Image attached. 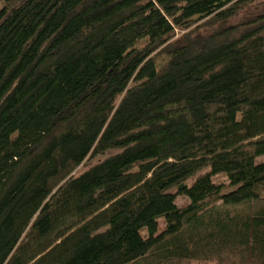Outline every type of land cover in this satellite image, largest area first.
Instances as JSON below:
<instances>
[{
    "label": "trees",
    "instance_id": "trees-1",
    "mask_svg": "<svg viewBox=\"0 0 264 264\" xmlns=\"http://www.w3.org/2000/svg\"><path fill=\"white\" fill-rule=\"evenodd\" d=\"M258 5L0 0V264H264Z\"/></svg>",
    "mask_w": 264,
    "mask_h": 264
},
{
    "label": "rangeland",
    "instance_id": "rangeland-1",
    "mask_svg": "<svg viewBox=\"0 0 264 264\" xmlns=\"http://www.w3.org/2000/svg\"><path fill=\"white\" fill-rule=\"evenodd\" d=\"M263 6H264V0H259V5L256 6L257 11L258 10L262 11L264 9ZM256 9L253 8L252 11L257 12ZM243 13L244 12H242V11H240V13L237 12L234 16H232L231 19L227 20L226 22L227 23H233V24H239V20H243V16H244ZM81 167L82 166H79L76 171L80 170ZM219 176H221V175H219ZM187 200H188L187 197H183V196H181V197L177 196V198H176V201L178 203H185V202H187Z\"/></svg>",
    "mask_w": 264,
    "mask_h": 264
}]
</instances>
